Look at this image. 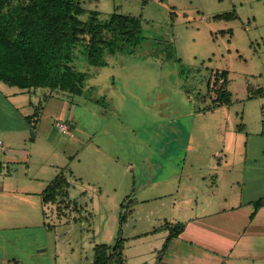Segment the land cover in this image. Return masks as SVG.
Wrapping results in <instances>:
<instances>
[{"label":"rangeland","instance_id":"obj_1","mask_svg":"<svg viewBox=\"0 0 264 264\" xmlns=\"http://www.w3.org/2000/svg\"><path fill=\"white\" fill-rule=\"evenodd\" d=\"M82 6L85 21L91 10H98L102 21L114 11L141 15L143 38L134 50L107 53L102 66L87 63V38L82 39L74 56L76 67L89 71L83 93L49 94L48 114L40 111L38 126L44 134L50 131L51 139L63 144L73 132L80 142L100 146L92 153L96 167L85 163L89 149L81 147L82 163L65 169L69 197L81 211L43 204L44 227L35 233L41 248L47 247L38 254L50 264H91L96 243L115 241L127 196L140 205L129 215L131 225L148 207L173 205L176 174L187 168L192 153L175 139L172 119L211 103L208 82L214 71H229L232 110L243 106L247 93L264 94V0H82ZM230 11L235 18H214ZM73 103L78 129L64 132L56 122L68 124ZM132 231L128 226L125 233Z\"/></svg>","mask_w":264,"mask_h":264},{"label":"crops","instance_id":"obj_2","mask_svg":"<svg viewBox=\"0 0 264 264\" xmlns=\"http://www.w3.org/2000/svg\"><path fill=\"white\" fill-rule=\"evenodd\" d=\"M229 85L230 78L231 104L213 106L212 92L211 103L172 119L175 139L183 140L192 156L185 160L187 170L176 174L173 205L148 207L132 217V225L129 215L140 205L130 207L123 235L126 264H264V204L251 217L255 201L264 200V94L247 93L243 106L232 110L235 97ZM58 91L0 80V264H50L38 254L47 247L41 248L35 233L44 227L42 209L48 204L42 192L60 172L71 184L65 169L82 163L81 147L89 149L85 163L97 166L92 153L99 145L80 142L73 132L61 144L51 139L50 131L41 132L47 96ZM76 108L73 103L67 114L70 130L78 129L73 123ZM178 222L185 224L184 230L158 260L170 232L166 224ZM128 226L130 234L125 233Z\"/></svg>","mask_w":264,"mask_h":264},{"label":"trees","instance_id":"obj_3","mask_svg":"<svg viewBox=\"0 0 264 264\" xmlns=\"http://www.w3.org/2000/svg\"><path fill=\"white\" fill-rule=\"evenodd\" d=\"M82 0H0V80L20 88L46 87L82 94L89 71L76 67L74 49L87 38L86 60L89 65L107 63L105 55L115 54L126 47L134 50L141 42L143 24L141 15L114 11L102 21L98 10H91L90 19L82 20ZM234 11L218 13L215 19L230 20ZM173 58V54L168 56ZM228 70L214 71L208 82V93L216 97L213 106L231 104L232 92L228 89ZM69 180L64 172L58 173L42 192L46 203H57V208L79 207L69 197ZM136 198L127 196L121 203L126 210L120 215V230L112 244L96 243L91 264H126L124 254L126 238L123 225ZM255 210L264 200L255 201ZM169 235L159 251L158 260L171 240L179 236L185 224H166ZM159 228V227H158ZM158 228L154 229L157 230Z\"/></svg>","mask_w":264,"mask_h":264},{"label":"built area","instance_id":"obj_4","mask_svg":"<svg viewBox=\"0 0 264 264\" xmlns=\"http://www.w3.org/2000/svg\"><path fill=\"white\" fill-rule=\"evenodd\" d=\"M59 126L61 127V130L62 131H67L68 129H69V126H68V124H66L65 122H59ZM58 206V205H57ZM72 207H73V204L71 205ZM70 206V207H71ZM70 207H67V209L68 208H70ZM73 208H75V207H73ZM78 208V207H77ZM76 208V209H77Z\"/></svg>","mask_w":264,"mask_h":264}]
</instances>
